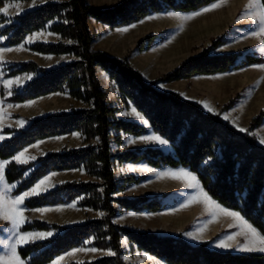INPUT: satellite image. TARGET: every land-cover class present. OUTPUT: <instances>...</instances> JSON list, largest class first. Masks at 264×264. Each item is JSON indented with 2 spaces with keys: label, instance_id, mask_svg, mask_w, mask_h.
I'll use <instances>...</instances> for the list:
<instances>
[{
  "label": "trees",
  "instance_id": "obj_1",
  "mask_svg": "<svg viewBox=\"0 0 264 264\" xmlns=\"http://www.w3.org/2000/svg\"><path fill=\"white\" fill-rule=\"evenodd\" d=\"M8 1L0 0V5ZM217 0H120L109 8H96L86 0L46 2L21 15L14 23L0 29L4 41L0 46H17L37 31H48L59 37L57 42H34L28 49L44 55H70L76 59L56 68L45 69L34 61L6 67V77L23 73L38 74L21 91L10 97L11 102H24L43 95L61 92L83 101L88 107L58 112L35 118L24 130L5 128L3 133L17 134L0 144V159L11 161L5 169L7 182L20 181L12 191L19 195L32 187L49 171L84 170L95 181L63 182L45 193L29 197L27 208L64 204L77 200L82 208L100 210L99 218L63 227L40 219L26 222L25 231H60L53 238L30 242L18 248L26 264H49L56 257L91 239L90 245L110 249L113 256L91 262L66 264H125L121 255V238L137 249L155 255L168 264H264V253L215 250L207 242L191 245L181 237L161 236L154 232L132 230L114 222L123 210L156 212L165 204L161 197H117L127 185L140 177L128 175L117 180L115 162L144 161L152 167L185 168L194 173L207 194L224 207L238 211L261 235H264V144L256 139L254 130L260 126L264 109L253 117L245 132L239 131L219 113L205 111L198 103L186 100L177 92H165L146 82L128 59L110 57L91 49L93 35L88 20L94 19L117 28L137 22L150 14L168 11H196ZM264 3V0H261ZM9 19L0 14V24ZM155 38L147 35L137 44L138 50L149 48ZM65 40L71 42H65ZM222 43L217 38L211 46L191 55L161 80L166 82L189 79L200 75H215L246 66L261 64L264 58L240 52L213 53ZM96 67L105 70L116 83L119 98L135 108L148 120L151 130L167 140L173 152L158 148L128 149L112 153V145L121 146L124 135L141 136L147 127L117 116L121 107L109 104L100 87ZM1 96H4L1 88ZM233 100L222 109L229 108ZM79 132L83 145L62 148L39 156L28 164H18L12 157L24 147L53 136ZM31 172L27 177V170Z\"/></svg>",
  "mask_w": 264,
  "mask_h": 264
},
{
  "label": "rangeland",
  "instance_id": "obj_2",
  "mask_svg": "<svg viewBox=\"0 0 264 264\" xmlns=\"http://www.w3.org/2000/svg\"><path fill=\"white\" fill-rule=\"evenodd\" d=\"M45 1L50 2V1H55V0H35V6H33V0L29 4H22L17 1H8V2H5L3 5H0V9L8 5H13L12 7L9 8L8 15H5L2 12H0V14H2L4 17H7L9 19L7 22L0 24V29L9 25L10 23H14L15 20H13V16L21 15L24 12L30 10L31 8L44 3ZM56 1L63 2L67 0H56ZM119 1L120 0H86V2L89 3L90 5L96 8H103V9L113 7ZM251 2L252 0H248V2L246 3L250 4ZM16 4L20 5L19 10L15 7ZM244 6L245 5L242 3V0H227L226 5L220 7L219 9L207 12L192 20H187V21L172 17L170 14H174L173 11L161 12L157 14L153 13V14H150L145 19L143 18L137 22L129 24V25H136V27L142 25L143 29L139 30L141 28L140 27L135 31H127V32H123L121 30L125 29L129 25L117 27V28H111L108 25L95 21L94 19H89L87 24L93 35V39L91 42V49L99 50L105 53L106 55H108V52L120 53V54L122 53L123 54L122 56L116 57V58L123 59L126 57L129 63L131 64V66L135 70L140 72L142 78L148 83H153L156 89L165 91V92H170V91L177 92L181 95L183 99L191 100V101L198 103L205 111H207V109L203 105L204 103H207L214 109V112L212 113H219L222 116V118L225 115H228L229 119L226 121H228L231 125H233L237 129L239 128L246 129L251 119L257 116L259 112L264 109V107L261 108L259 111H257L248 120L247 119L245 120L243 118L241 119L236 118V114H234L235 108L237 106L239 99L245 96V91L247 90V88L250 87L251 83L256 82V80L259 77L258 74L264 73V71L259 70L258 68H254V67H244V68H240L242 69L240 72L238 71L233 72L230 75L229 74L200 75V76H194L189 79H183V80H179V81H175L171 83L161 80V78L165 74L171 72L176 67L184 63L187 60V58H189L191 55L197 54L201 52L204 48L211 46L212 42L216 40L217 38H221L222 43L217 48L212 50L213 53L240 52V53H250V54H254V55L264 58V51H261V49H264V44H261V41L264 40V36H259V38L253 37L251 35V32H253L252 31L253 26H248L247 24H243L242 22L243 9L246 8ZM18 12L19 14H17ZM175 14H178V13L175 12ZM220 15H222V18L218 20H212L214 17L218 18V16ZM150 17H152V19H150ZM204 20H207V21H204ZM173 27H175V36L177 37V39L181 40V42L186 43L187 44L186 47L183 48V46H181L177 48L178 53L175 56V66L174 67H173L174 62L172 63L161 62L160 64L153 65L152 60H151L152 59L151 54L148 55V54H142V53L147 50H150L153 47H156L158 43L162 42L166 38H169V36H171V34L173 33ZM37 33H43V35H40L31 41L28 40L30 36H34V34H37ZM49 33L50 32L46 30L37 31V32H34L28 35L23 41V43L20 45L9 46V47L0 46V48H13V49L21 45H23L24 47L23 51H19V52L12 51V52H7L4 54L3 62H0V76H1V72L6 74L7 72L6 67H13L14 64L20 63V62L34 61L39 66L44 67L45 69H52L60 65H64V64L74 61L75 58L73 56L44 55V54H39L37 52H34L27 48L28 45L34 42H57L59 40V37H55L52 34L49 35ZM150 34L155 35V38L153 40L154 44H151L149 48H145L141 51L138 50L137 44L139 43V41ZM3 41H4V37H0V43ZM65 42L69 43L68 40H65ZM47 57H51V59H47ZM132 58H134L133 59L134 64L131 62ZM261 64L264 65V62ZM27 76H31L32 78L23 79L19 86L15 84L12 85L10 88L5 86L8 80H16L18 77L23 78ZM37 76L38 74H33V73H28V74H23V75L19 74L15 77L13 76L11 78L5 79L4 81H1L2 84H0V91H1V88H3L4 96L2 97L0 93V100L4 102L3 106L5 108L6 116L3 122V126L0 127V134L3 132V130L6 127H9L13 123L12 119H14V117H17L18 115L17 113H14L12 114V117L7 116L10 110L11 109H19L20 111L24 110L23 106L15 107L17 104H15V102H11L10 97L14 93L21 91L23 88L22 86H25L29 81L33 80ZM98 82L100 84V87L105 91L106 101L109 104H113V105L121 107V110L119 111L117 116L123 119L135 121L136 118L131 115V110L128 108V105H125V103L120 100L119 98L120 94H118V92H114L113 89L111 88L112 86L109 85V83L105 81L104 78H99ZM9 92H11V95H9ZM68 96L69 95L67 93H62L60 95L59 101L62 102V107H59V109L55 113L71 111L73 109H76V106H78V104H75V103L73 104L71 101H69ZM230 100H233V104H231L229 108L222 109L223 106L226 103H228ZM8 104L13 105L14 107L9 109L7 107ZM124 113H129V114L124 115ZM246 116L248 117L249 115L247 114ZM146 127H147V132L141 136L124 135L123 143L121 146H117L116 144L112 145V150H111L112 153L119 154L124 150H128V149L133 150L136 144H141V146H146L145 148L147 147L158 148L164 152H165V149L171 148V150L168 152H173V148L169 142L167 145H159L156 143H144V142H137L133 144L128 143L129 138L138 139L146 135L156 134L151 130L149 125L146 124ZM254 134L256 136V139L260 143V138L264 137V117H263V120L260 126L254 130ZM156 135H159V134H156ZM160 137L163 138L162 136ZM43 144H46V143H43ZM43 144H40L39 148L35 146L30 148L27 152V155L35 156L37 158L39 156H45L46 154L52 151H60L64 147L66 148L80 147L83 145V142H82V137L80 136V134H79V138H77L76 135L73 134V135L67 136L65 144L59 145L60 146L59 148H57L58 146L56 144L52 145V148H55L52 151H49L48 147L44 146ZM43 150H48L49 152H46L43 155H39L38 153L42 152ZM115 163L116 164L114 166V173L116 175V178H121V177L124 178L128 175H134V176L140 177V180L144 182V184L136 186V188L127 189L126 192L128 195L121 196V197L136 198V197H129V196L136 195L139 189H142L145 192L147 190V192L149 193L148 195H140V196H149L150 193L153 192L155 193L154 196L162 197L163 196L162 191L172 187V182L174 181H175L174 182L175 185L179 184L180 186L184 187V188L182 187V189H180L178 192H175V195L180 197V199H182L184 195L197 192L196 189H193V191L185 190L187 187L185 186V183L181 180H176V179L173 180L170 177H167V176L162 177L158 175V173L170 172L169 170L165 169V167L155 168V172L147 173L148 176L146 177L145 174L135 175L132 173L134 171L128 170L129 167H132L138 170L139 166L136 165V163L125 162L124 165L118 162H115ZM180 170H186L190 172L188 169H185V168H182V169L177 168V170L175 171H180ZM192 174L195 175L194 173ZM25 177H27V175ZM61 177L62 178H60V180L62 182H60L59 184L63 182H67V181L68 182L95 181V179L93 177L88 176L84 172V170H77V169ZM34 186L35 184L32 187ZM56 186H54L53 188H55ZM32 187H30L26 191H29ZM2 190H3V187H1L0 191ZM42 192L45 193L46 191H42ZM10 195L13 197L17 196V195H13L12 192ZM149 197H153V196H149ZM178 197L175 198V201L179 200ZM73 204L75 205L74 208L71 207V205ZM42 208H49V209L61 208L63 210L62 211H49L44 214H41L39 211H35L36 209H42ZM26 209H27V211L25 212V216L27 217L26 222H30L34 219H40L48 223H57L63 227L80 224L89 219L99 218L102 216L101 213H103L100 210H93L89 208L79 207L77 205V200L67 202L64 204L43 206V207L32 208V209L26 207ZM127 228H130V227H127ZM10 229H11V225L9 222L7 221L0 222V242H2L0 243V255L5 254V251H6L5 245L11 242H14L15 240V237ZM49 231L54 233V235L50 238H53L57 234L60 233V231H57L54 229H51ZM49 231L33 230V231H25V232L38 233V232H49ZM143 232H154V231H143ZM229 232L231 231H226L223 234H221L219 237H217L216 239H212L211 242L209 243V247L210 248L214 247L215 242L217 240H221L222 238L224 239L228 237L229 235H232V233H229ZM176 237H181V235H178ZM220 237L222 238L218 239ZM39 240L40 239H36L35 241H39ZM240 240L242 243L246 242L244 236H242ZM90 241L91 239L83 247H78L72 251H68L62 254L60 257L63 256L65 258L60 262V264H66L70 262H75V263L91 262V261H94L102 257L110 256V255H107V253L109 251L112 252V250L98 249L95 246L90 245L89 244ZM129 245L130 244L126 240V238H123L121 241V248L123 249V251L124 250L125 251L121 255V258L123 259L125 264H146L148 262V259L143 258L140 255L138 256L137 252L133 253V250H130ZM81 248L83 249L96 248L98 249V251L96 253L76 252L77 249H81ZM72 252H76V254L68 255L69 253H72ZM234 252L245 253L247 251H234ZM255 252H258V251H255ZM259 253H264V252H259ZM60 257L55 258L49 264H55V262ZM24 264H26L25 261H24Z\"/></svg>",
  "mask_w": 264,
  "mask_h": 264
},
{
  "label": "crops",
  "instance_id": "obj_3",
  "mask_svg": "<svg viewBox=\"0 0 264 264\" xmlns=\"http://www.w3.org/2000/svg\"><path fill=\"white\" fill-rule=\"evenodd\" d=\"M17 2L22 3V4H29L31 1H17ZM45 2H47V1H45ZM52 2H59V1L55 0ZM215 2H217V1H215ZM215 2H213V3H215ZM246 2H248V0H242V3L245 5L244 7H246L245 9H243V20H242V22H243V24H247L248 26H253L252 31H256V30H258V25L255 24L251 19L247 18L246 14L248 12L249 4H247ZM260 2H261V0H260ZM213 3H211V4H213ZM211 4L204 6V7L200 8L196 11H200L203 8L210 6ZM33 8H35V7H33ZM33 8H31V9H33ZM196 11H190V12L173 11V12H174V14L176 12V13L181 14V15H188V14H191V13L196 12ZM155 14H157V13H155ZM147 17H145V18H147ZM220 18H222V15L218 16V18L214 17L212 20H218ZM204 21H207V20H204ZM126 28H128L129 31H135L138 28H140L139 30L143 29L142 25L134 27V28L132 27V25H129ZM52 35L55 37H58L55 34H52ZM111 40H113V39H111ZM152 44H154V43H152ZM186 45H187L186 43L181 42V40L177 39V37L175 36V27H173V33L171 34V36H169V38H166L162 42L158 43L156 45V47H153L150 50L143 52L142 54H148V55L151 54V58H152L151 60H152L153 65L160 64L161 62H167V63L174 62V64H173V67H174L175 66V56L178 53L177 48H179L181 46H183V48H185ZM108 55L111 57H120L123 54L122 53L120 54V53L108 52ZM68 56H70V55H68ZM133 59L134 58L131 59L132 60L131 62L134 64ZM255 65H262V64H254V65H250V66H246V67H253ZM241 70L242 69L231 70V71H227V72L219 73V74L220 75H226V74L230 75L233 72H237V71L240 72ZM23 74H28V73H23ZM258 75H259V77L256 80V82L251 83L250 87H248L247 90L245 91V96L243 98L239 99V101L237 103L234 114H236V118H238V119L243 118L245 120L246 119L248 120L257 111H259L261 108L264 107V79H262V78H264V73H259ZM96 76L98 79L104 78L105 81H107L109 83V85L112 86L111 88L113 89V91L118 92V94H119L116 83L109 77L108 73L105 70L101 69L100 67H96ZM0 77H2V78H0V84H2L1 81H4L7 78H11V77H6L3 72H1ZM172 82H175V81H172ZM22 87H24V86H22ZM61 94L62 93H60V92H55V93L43 95V96H40V97H37L34 99L26 100L24 102H15V104L20 105V106H23L25 104H29L31 102H35V103L32 104L31 107H24V110H22V111H20L19 109H11L10 112L7 114V116L12 117V114H14V113H17L18 115H17V117H14V119H12L13 123L9 127H6V128L24 130L30 125V122L33 119L39 118V117H44V116L55 113L59 109V107H62V102L59 101V97ZM68 98H69V101H71L73 104L74 103L78 104V106H76V109H82V108L88 107L87 104H85L81 100H77L75 98H72L71 96H68ZM128 108L130 110H132V108H135V106L131 102H128ZM137 112L140 113L141 115H143L138 110H137ZM247 114L249 115L248 117L246 116ZM17 120L25 121L24 126L21 127V126L17 125L16 124ZM135 121L146 126V124H144L142 121H140L137 118L135 119ZM147 122H148V120H147ZM147 125H149V123H147ZM77 133H79V132H73L71 134L53 136V137H48L45 139L37 140L36 142H34V143L24 147L20 151H18L12 157V160H14V157L16 155H18L20 152L24 151L25 149L29 150L30 148L34 147L37 144L40 145V144L46 143L43 145L48 147L49 151H52L55 149V148H52V145L56 144L58 146L57 148H59L60 147L59 145L65 144L67 136L77 134ZM15 134H17V132L8 133V134L2 132L0 135L3 137V139H0V144L4 140L15 136ZM57 138H59V139H57ZM145 147L146 146H141V144H136L133 149H143ZM48 150H43L42 152H40L38 154L43 155L46 152H49ZM170 150H171V148H167V149H165V152H168ZM0 161H8V160L0 159ZM124 163H122V165H124ZM136 165L139 166V169L137 171L132 172L135 175L136 174H139V175L145 174V176L147 177L148 176L147 173L155 172V167L150 166L149 164H147L144 161L136 162ZM144 168L149 169V171L140 170V169H144ZM165 169H167L169 171L177 170V168H171V167H165ZM74 170H76V169H74ZM74 170L49 171L45 176H43L42 178L37 180L36 183H38L41 179H44L48 176H52V174L55 173L56 175L52 176V179L50 181V184L52 186L48 187V190H50L51 188H53L54 186H56L57 184L62 182L60 180V178H62L61 176L67 175V173L73 172ZM30 172H31V169L27 170L25 173V176L26 175L28 176ZM115 177H116V175H115ZM121 178H116V179L121 180ZM173 180H175V179H173ZM5 181L7 182L6 177H5ZM19 182L20 181L13 182V183L7 182V183L9 185L15 186L12 189V191H13L16 188V186L19 184ZM174 182H172V187L162 191L163 196L161 197V201L165 204V207L162 210H159L156 212H151L148 210H143V211L125 210L123 212L117 213V215L114 217V222L117 224H120L122 226H125V227H130L132 230L154 231L156 234L161 235V236H166V235L168 236L169 235V236L176 237L178 235H181V237L191 245H197V244H200L202 242H207L208 247H209V243L211 242L212 239H216L217 237H219L221 234H223L226 231H231L229 233H232L233 236H235V234L237 232L241 231V227L239 226L238 221H235L231 217L224 216L222 213H217V215L215 217H213L212 210L209 209L207 206H205L203 203H194V204L190 205L189 207L185 208L184 205L189 201V199L191 197L195 196L196 193L193 192V193H190L188 195H184L182 197V199H180V197L175 195V192H178L180 189H182L183 186H180L179 184L175 185ZM141 184H144V182H142V180H140L137 183H131V184L127 185L123 191L117 193L116 196L117 197L127 196L128 195L126 192L127 189L136 188V186H139ZM1 187H3L2 184H0V190H1ZM185 190H187V191L192 190L193 191V189H189V188H186ZM148 194L149 193L147 192V190L145 192L142 189H139L136 195L129 196V197H137L140 195H148ZM154 195H155V193L152 192V193H150L149 196H154ZM176 197H178L179 200L175 201ZM212 200L216 204H218L220 207H222L226 210L235 211V210H231V209L224 207L223 205L219 204L214 199H212ZM235 212H238V211H235ZM2 221L3 220H0V222H2ZM201 229H203L202 234H201ZM192 236H197L198 238L192 239ZM241 237H242V235L236 236V238L232 241H228L227 237L224 239L222 237H220L218 239H221V238L222 239L217 240L215 242L214 247H211V249L221 250V251H232V252L239 251L238 246L243 244L240 240ZM123 238H126V240L128 241L127 237H125V236H123L121 238V241ZM221 241H224L225 243L229 244L230 247H226V248L217 247L216 245L218 243H220ZM129 244H130L129 245L130 250H133V253L137 252L138 256L140 255L143 258L148 259V262L146 264H167L164 260L156 257L155 255H152V254L147 253L143 250L137 249V246L135 244H133L131 242H129ZM74 249H76V248H74ZM74 249H71L69 251H72ZM239 253H242V252H239ZM60 256H58V257H60Z\"/></svg>",
  "mask_w": 264,
  "mask_h": 264
},
{
  "label": "snow or ice",
  "instance_id": "obj_4",
  "mask_svg": "<svg viewBox=\"0 0 264 264\" xmlns=\"http://www.w3.org/2000/svg\"><path fill=\"white\" fill-rule=\"evenodd\" d=\"M227 0H217V2L211 4L208 7L203 8L200 11L193 12L188 15H179V14H170L172 17L180 20H192L200 15H203L207 12L219 9L220 7L226 5ZM13 5L5 6L4 8L0 9V12H2L5 15H8L9 8ZM33 6H35V0H33ZM15 7L19 10L20 5L16 4ZM19 14V12L17 13ZM247 18L251 19L255 24L258 25V30L251 32V35L253 37H259L264 36V3H261L260 0H252V2L248 6V12H247ZM152 19V17H150ZM132 27H136V25H132ZM121 31L127 32L129 31L128 28L122 29ZM43 35V33H37L34 34V36H30L28 38L29 41L35 39L36 37ZM51 35V33H49ZM71 42V41H69ZM261 44H264V40L261 41ZM24 47L23 45L17 47V48H0V62H3V56L7 52L12 51H23ZM261 51H264V49H261ZM47 59H51V57H47ZM254 68H258L259 70L264 71V65H255ZM31 76L20 78L18 77L16 80H8L6 82V87H11L12 85L19 86L23 79H31ZM264 79V78H262ZM163 86V85H162ZM9 95H11V92H9ZM3 101L0 100V127L3 126V122L6 116L5 108L3 106ZM35 102H31L29 104L23 105V107H31L32 104ZM207 111L214 112V109L207 103H204L203 105ZM7 107L9 109L13 108L14 106L11 104H8ZM15 107H20V105H16ZM129 113H124V115H128ZM131 115L142 121L144 124H147V120L137 112L135 108H132ZM225 120H228V115H225L223 117ZM16 124L23 127L25 124V121L23 120H17ZM239 131L245 132L247 131L244 128H239ZM77 138H79V133L75 134ZM0 139H3L2 136H0ZM59 139V138H57ZM137 142H144V143H156L159 145H167L168 141L161 138L159 135L156 134H150L146 135L144 137H140L138 139L135 138H129L128 143L133 144ZM260 143L264 144V137L260 138ZM35 147L39 148V144L35 145ZM28 149H25L24 151L20 152L18 155L14 157V160L18 164H28L30 161H34L36 159L35 156H28L27 155ZM11 163V161H0V184L3 185V190L0 191V220L7 221L11 225V232L13 233L15 240L14 242H11L7 245H5L6 251L5 254L0 255V264H24V261L20 257L17 249L18 247L27 244L29 242H33L36 239L44 240L52 237L54 235L53 232H21L20 229L24 225V223L27 220V217L25 216V212L27 211L24 202L25 199L28 197H32L34 195H39L42 191H47L48 187L52 186L50 184V181L52 179V176L56 175L55 173L52 174V176H48L44 179H41L38 183L35 184L34 187H32L29 191L24 192L23 194L17 195L15 197L11 196L10 193L12 189L15 187L14 185H9L5 181V169L7 165ZM128 170L135 171L137 169L129 167ZM142 171H149V169L144 168L140 169ZM160 176H167L172 179L181 180L185 183V186L189 189H196V195L191 197L189 201L184 205L185 208L189 207L190 205L194 203H203L205 206H207L209 209L212 210V215L215 217L217 213H222L224 216L231 217L235 221L239 222V226L241 227V231L237 232L235 236L229 235L227 237L228 241H232L236 238V236H244L246 242L238 246L239 251H247V252H264V235H261V233L253 227L250 223H248L240 213L235 211L226 210L222 207H220L218 204H216L209 196L208 194L203 190V188L200 186L199 181L197 180V177L193 175L192 173L186 171V170H180V171H170V172H162L158 173ZM71 207H75V205H71ZM63 209L57 208V209H49V208H42V209H36L35 211H39L41 214L47 213L49 211H62ZM103 215V213H101ZM203 233V229H201V234ZM197 236H192V239H197ZM2 243V242H0ZM220 248H226L230 247L229 244L225 243L224 241H221L216 245ZM98 249L91 248V249H77L76 252H91L96 253ZM76 252L69 253L68 255H75ZM107 255H115L114 252L109 251ZM65 257H60L55 264H60V262Z\"/></svg>",
  "mask_w": 264,
  "mask_h": 264
}]
</instances>
